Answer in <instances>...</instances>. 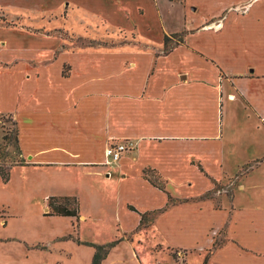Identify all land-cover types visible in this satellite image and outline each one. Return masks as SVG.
<instances>
[{"label": "crops", "instance_id": "obj_1", "mask_svg": "<svg viewBox=\"0 0 264 264\" xmlns=\"http://www.w3.org/2000/svg\"><path fill=\"white\" fill-rule=\"evenodd\" d=\"M129 1L112 8L123 24L138 28L152 15L162 35L157 1L141 0L132 14ZM180 2L198 12L195 2ZM107 4L90 15L106 20ZM203 4L212 13L168 52L161 38L157 46L141 35L116 47L67 49L61 38L7 44L0 53L7 64L0 66V122L13 119L21 161L9 165L6 183L0 180V189L14 183L13 194L0 200V264H80L85 250L90 264V244L97 243L81 238L85 225L121 235L101 264H151L141 257L150 246L188 251L187 264H264V225L256 222L264 209L238 204L250 188H264V0ZM118 143L131 149L108 162L107 147ZM145 169L166 181L165 192ZM225 176L238 178L240 188L219 207L206 194ZM52 197L75 199V216L47 215ZM149 213L156 217L147 232L160 224L190 243L146 246L135 236L141 259L130 256L126 236L136 235ZM239 231L260 242L246 244Z\"/></svg>", "mask_w": 264, "mask_h": 264}, {"label": "rangeland", "instance_id": "obj_2", "mask_svg": "<svg viewBox=\"0 0 264 264\" xmlns=\"http://www.w3.org/2000/svg\"><path fill=\"white\" fill-rule=\"evenodd\" d=\"M156 1L163 21L164 31L162 30V35H160V26L155 17L152 15H148V17H146L143 21V23L146 21L150 25V32L149 27H145V31L149 32L148 34H146L143 29L142 21L137 22L138 28H135L134 26L129 27V25L123 24L125 22L123 18L124 16L112 9L114 8V5H117L116 3H118L119 0H0V53L5 52L7 44L12 45L17 38H20V40H23V38H61L64 40L63 46L67 49H69L68 46H71L72 44L73 47H82L86 45L94 47L98 45L116 47L124 45L128 42H135L132 40L142 37H144L142 40L145 42L155 43L158 46L160 38L163 42L164 38H169L166 42V49L168 50L177 44L179 38H184L187 31L201 25L203 23H201V17L203 15H210L212 13V10L206 8L209 6L204 4L202 6L200 5V0H191L196 3L193 4V7L198 6V12L190 13L186 12L187 8H183V4H181L180 0ZM105 2L110 3L106 5L109 9L104 12L106 20L93 16L92 14L90 15L92 10ZM121 3H123V0H121ZM140 3L141 0L129 1L128 9H130V14H132L131 10L135 8V5ZM109 5L110 7H108ZM138 13L142 14L143 10L138 9ZM184 13L186 14V19H183ZM198 29L195 31H198ZM164 32H168V34H165ZM172 32L177 33L178 36ZM228 33L229 29L226 28V34L229 35ZM193 34L198 38H205V35H199V32H193ZM140 35L142 37H140ZM0 55L2 56V54ZM180 61L183 63V60L176 58L175 62L179 64ZM0 66L6 67L7 64L0 60ZM0 124V143L2 142L1 138L4 134H8L9 137V144L3 148L2 158L0 157L3 162L2 166L7 167L16 162H20L21 159L19 157L17 145L14 141L16 137V129L13 119L8 116H3V121L0 122ZM228 173L233 174L235 172ZM246 173L247 172H240L237 177L242 178L246 175ZM12 178L13 181L19 180V178L14 175ZM237 179H228V177L225 176L221 181L214 182V187L206 194V198L213 201L215 200L219 207L222 206V202L225 200L230 201V199L234 196V192H237L240 188V180ZM0 180H2L1 177ZM3 182L4 181L2 180V183ZM259 183L260 182L258 181V184ZM196 187L198 188L199 186L196 184ZM200 189H202V186H200ZM13 190L14 183L11 185L7 184L6 187H2L0 189V200H6L2 196H11L13 194ZM262 191H264V188H250L248 195L239 201L238 204L249 208V210H252L253 208L264 209V192ZM246 194L247 192H245V195ZM248 196L249 198H247ZM176 202L177 201H175V203ZM35 206L36 205H34V207ZM68 206L71 209L77 208V205L72 201L68 203ZM81 206L84 210L87 209L85 203H82ZM185 210L186 209L182 208L180 211H182L183 214ZM90 211L96 213L94 209ZM144 217L145 222L140 225V229H138L137 234L135 235L132 233L126 236L127 239L131 241V246H134L132 250L128 249L130 256H135L139 261L141 259L138 255L139 252H137L139 248H137L133 243L135 236L142 238L146 246L157 241H179L190 243L189 241H183V239H186L183 235H180L176 231L174 232L170 229L164 228L160 224H155L153 229L150 232H147L146 230L150 225V222L156 216L149 213ZM256 222L264 225V214H262L261 217H257ZM109 227L93 231L88 225L81 226L80 235L83 240L93 241L97 244L109 243L115 239H119L121 235H119V238H115L117 234L115 232H111ZM142 233L148 234L145 235ZM222 234L224 233L222 232ZM238 236L241 237L248 245H253L255 241L260 242L259 237L246 234L244 231H239ZM222 241H225L223 235L217 238L214 243V247L221 245ZM254 247L257 248V245ZM84 252L81 253L79 258L80 264L87 263V251L85 250ZM144 256L151 261V264H187L188 251L176 250L162 246H150L141 257L143 258ZM192 264L200 263L193 260Z\"/></svg>", "mask_w": 264, "mask_h": 264}, {"label": "trees", "instance_id": "obj_3", "mask_svg": "<svg viewBox=\"0 0 264 264\" xmlns=\"http://www.w3.org/2000/svg\"><path fill=\"white\" fill-rule=\"evenodd\" d=\"M177 35V34H175ZM178 36V35H177ZM180 37V36H179ZM169 38H164V52H168L171 50L166 49V42ZM182 42V38H179L178 42L176 45ZM3 121V117H2ZM9 137L8 134H4L1 138L2 142L0 143V157L2 156L3 148L9 144ZM15 143L17 142V138L15 137L14 139ZM2 158V157H1ZM9 170L10 166L4 167L0 165V177L4 182H7L9 179ZM144 177L156 188L162 190L165 192V185L166 181L154 170L152 169H145L144 172ZM169 200L172 202H175L174 200L171 199L170 196H168ZM72 201L74 204H77L75 199L72 198H49L48 199V207L50 209V212L47 215H56V216H75L76 214V208L71 209L68 206V203ZM146 214L141 215V221L140 224L145 222V217ZM117 241H113L108 244L104 245H97V244H90L94 248V255L92 257L91 263L90 264H101L102 261L106 258L110 250L117 244Z\"/></svg>", "mask_w": 264, "mask_h": 264}, {"label": "built area", "instance_id": "obj_4", "mask_svg": "<svg viewBox=\"0 0 264 264\" xmlns=\"http://www.w3.org/2000/svg\"><path fill=\"white\" fill-rule=\"evenodd\" d=\"M131 149V146L126 143L111 144L106 149V158L108 162H116L119 160L123 152Z\"/></svg>", "mask_w": 264, "mask_h": 264}]
</instances>
